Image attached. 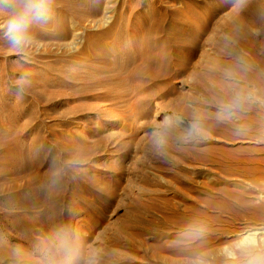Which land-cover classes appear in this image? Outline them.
I'll list each match as a JSON object with an SVG mask.
<instances>
[{
  "label": "rangeland",
  "instance_id": "374dc122",
  "mask_svg": "<svg viewBox=\"0 0 264 264\" xmlns=\"http://www.w3.org/2000/svg\"><path fill=\"white\" fill-rule=\"evenodd\" d=\"M49 7L19 46L0 7V264H264V0ZM119 35L165 45L167 73L118 69Z\"/></svg>",
  "mask_w": 264,
  "mask_h": 264
},
{
  "label": "clouds",
  "instance_id": "9594fccd",
  "mask_svg": "<svg viewBox=\"0 0 264 264\" xmlns=\"http://www.w3.org/2000/svg\"><path fill=\"white\" fill-rule=\"evenodd\" d=\"M52 0H0V7L11 8V15L7 20V33L11 43L19 46L28 41V29L34 21H46L49 18ZM251 94L243 90L237 91L227 105L222 106L223 111L241 108L245 102L251 100ZM166 126L182 127L184 139L194 140L205 134L202 118L194 117L185 121L182 116L173 114L164 118ZM159 145V141L157 142ZM188 234H195L198 229L190 226Z\"/></svg>",
  "mask_w": 264,
  "mask_h": 264
},
{
  "label": "bare ground",
  "instance_id": "6f19581e",
  "mask_svg": "<svg viewBox=\"0 0 264 264\" xmlns=\"http://www.w3.org/2000/svg\"><path fill=\"white\" fill-rule=\"evenodd\" d=\"M264 22V19L262 20ZM141 32L146 33V28L145 26H141ZM119 46L122 47L121 52H120V58L122 60V63L116 65L118 67V69H125L127 67V65L135 63V62H140L143 61V63H145L147 66H151L153 64H156L157 68H159V73L160 74H165L168 71V66L164 65V62L166 60H168L170 58V56L165 52L166 50V46L164 45V51L162 52H151V53H147L144 54V52H147V48L149 47V41L146 40V38H143L144 41H139L137 43L138 45V50L134 53H131L129 51H127L126 49V41L129 40V37L126 35H122V36H118L117 37ZM102 40V39H101ZM96 39V41L92 40V39H88L87 40V44L85 45V49L83 51L87 52L90 49H94L96 51L101 52L102 54L105 53V49L103 47V45L100 43V41H98ZM154 43V42H153ZM152 43V44H153ZM158 48L159 45L154 44L153 48ZM172 55V54H170ZM172 56H177L176 55V51L173 50V55ZM115 64V63H114ZM113 66V64H112ZM139 71L140 69L138 67H133V69L131 70V72L128 74V71H125V73L123 75H125V78L120 79V83L121 85H129L132 88H134L135 90H138L141 88L140 82L137 80V78H139ZM258 233H252L253 237H255ZM260 240V239H259Z\"/></svg>",
  "mask_w": 264,
  "mask_h": 264
}]
</instances>
